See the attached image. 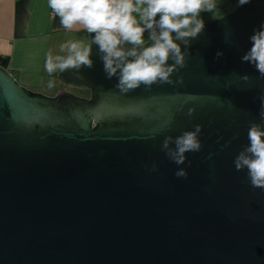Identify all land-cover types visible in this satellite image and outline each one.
Segmentation results:
<instances>
[{
    "label": "water",
    "instance_id": "water-1",
    "mask_svg": "<svg viewBox=\"0 0 264 264\" xmlns=\"http://www.w3.org/2000/svg\"><path fill=\"white\" fill-rule=\"evenodd\" d=\"M217 4L224 18L200 13L172 75L182 83L121 93L94 34L93 68L58 75L88 97L32 91L0 67V264H264V190L233 163L264 125V77L241 61L264 0ZM196 124L202 148L176 165L163 140Z\"/></svg>",
    "mask_w": 264,
    "mask_h": 264
},
{
    "label": "clouds",
    "instance_id": "clouds-1",
    "mask_svg": "<svg viewBox=\"0 0 264 264\" xmlns=\"http://www.w3.org/2000/svg\"><path fill=\"white\" fill-rule=\"evenodd\" d=\"M47 3L65 29L79 27L94 34L91 43L98 47L106 77H116V88L123 94L142 85L151 89L157 83H182V77L174 81L172 75L186 66L192 40L197 39L205 29L200 13H210L213 19L224 18L216 0H47ZM248 3L250 0H238L237 6ZM146 31H149L151 41L147 47L144 39ZM249 39L251 47L241 61L253 65L264 77V22ZM126 44L132 47L125 49ZM60 51H66V55L47 54L44 67L49 75L57 70L63 73L74 69V76L81 79V69L94 66L90 58L91 47L81 41L62 44ZM221 55V52L217 53V57ZM169 60L172 63H168ZM241 79L249 81L250 77L245 74ZM53 86L54 82L50 80L48 87ZM260 100L259 115L264 121V95ZM194 112L195 108H189L187 114L191 116ZM201 131L202 126L196 124L194 130L183 131L176 137L167 136L161 149L176 165H183L187 153L201 150ZM248 141L233 163L237 171L247 169L252 188L264 190V125L250 123ZM187 162L191 166V161ZM150 171H157L155 163ZM175 175L186 179L188 173L185 168H178Z\"/></svg>",
    "mask_w": 264,
    "mask_h": 264
},
{
    "label": "crops",
    "instance_id": "crops-1",
    "mask_svg": "<svg viewBox=\"0 0 264 264\" xmlns=\"http://www.w3.org/2000/svg\"><path fill=\"white\" fill-rule=\"evenodd\" d=\"M88 34L79 27L65 29L47 0H0V67L32 91L44 93L51 89L52 96L62 92L60 71L49 75L45 70L47 54L66 55L60 46L69 41H81L89 46ZM144 39H148L147 34ZM50 80L54 82L51 88Z\"/></svg>",
    "mask_w": 264,
    "mask_h": 264
},
{
    "label": "rangeland",
    "instance_id": "rangeland-1",
    "mask_svg": "<svg viewBox=\"0 0 264 264\" xmlns=\"http://www.w3.org/2000/svg\"><path fill=\"white\" fill-rule=\"evenodd\" d=\"M144 34H148V31H146ZM125 46H128V45H125ZM61 88H62V92H69L78 97H88L89 96V90L84 89V88H77L75 86H71L67 84L62 85ZM38 93H42L47 96H52L53 91L51 89H48L47 91H44V93L43 92H38Z\"/></svg>",
    "mask_w": 264,
    "mask_h": 264
}]
</instances>
